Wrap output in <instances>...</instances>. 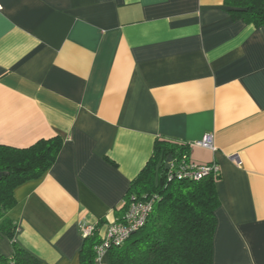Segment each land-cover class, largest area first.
Returning <instances> with one entry per match:
<instances>
[{"label":"crops","instance_id":"obj_1","mask_svg":"<svg viewBox=\"0 0 264 264\" xmlns=\"http://www.w3.org/2000/svg\"><path fill=\"white\" fill-rule=\"evenodd\" d=\"M54 135L7 213L40 264H80V223L100 237L121 217L161 138L219 166L212 264H264V26L224 0H0V144Z\"/></svg>","mask_w":264,"mask_h":264},{"label":"trees","instance_id":"obj_2","mask_svg":"<svg viewBox=\"0 0 264 264\" xmlns=\"http://www.w3.org/2000/svg\"><path fill=\"white\" fill-rule=\"evenodd\" d=\"M234 19L264 26V0H224ZM62 138H40L29 146L0 144V235L12 245L10 256L0 254V264H40L14 240L16 223L8 217L15 204L14 188L41 176L55 161ZM190 144L157 139L151 157L131 181L124 196L122 218L133 200L153 198L145 224L122 244L108 249V264H212L215 209L219 205L215 182L220 173L196 179L179 177L178 162L189 159ZM172 156L165 167L168 155ZM97 232L84 237L80 264H95Z\"/></svg>","mask_w":264,"mask_h":264},{"label":"built area","instance_id":"obj_3","mask_svg":"<svg viewBox=\"0 0 264 264\" xmlns=\"http://www.w3.org/2000/svg\"><path fill=\"white\" fill-rule=\"evenodd\" d=\"M195 144L215 150L214 138L211 132L205 133ZM177 173L179 177H194L196 179L209 172L219 173V166L215 162L198 164L191 160L182 159L177 163ZM153 198L145 200H133L128 204L123 216L119 220L107 224L106 230L100 236L99 242L95 245V260H100L102 255L111 246L122 244L134 231L141 228L146 221L151 210ZM80 229L83 238L93 235L97 231V226L90 222H81Z\"/></svg>","mask_w":264,"mask_h":264},{"label":"water","instance_id":"obj_4","mask_svg":"<svg viewBox=\"0 0 264 264\" xmlns=\"http://www.w3.org/2000/svg\"><path fill=\"white\" fill-rule=\"evenodd\" d=\"M172 159V156L169 154L166 158V161H165V167L168 168L169 167V164H170V161Z\"/></svg>","mask_w":264,"mask_h":264}]
</instances>
